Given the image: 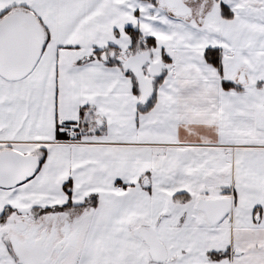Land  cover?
<instances>
[{
  "label": "snow or ice",
  "instance_id": "snow-or-ice-1",
  "mask_svg": "<svg viewBox=\"0 0 264 264\" xmlns=\"http://www.w3.org/2000/svg\"><path fill=\"white\" fill-rule=\"evenodd\" d=\"M0 264H264V0H0Z\"/></svg>",
  "mask_w": 264,
  "mask_h": 264
}]
</instances>
